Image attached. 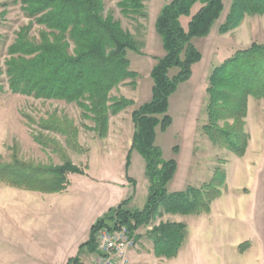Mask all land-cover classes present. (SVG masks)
I'll return each mask as SVG.
<instances>
[{
    "label": "rangeland",
    "instance_id": "374dc122",
    "mask_svg": "<svg viewBox=\"0 0 264 264\" xmlns=\"http://www.w3.org/2000/svg\"><path fill=\"white\" fill-rule=\"evenodd\" d=\"M169 1L146 0L147 18L131 20L120 14L119 0H104V15H111L142 44L143 55L127 52L129 69L138 78L134 86L130 80L120 84L110 92V98L124 97L134 105L111 116L107 136L99 138L90 130L94 123L75 103L35 99L8 89L5 61L9 46L22 27L31 24L32 40L39 39L43 27L25 16L18 0H0V163L17 160L60 166L68 159L80 168L88 167L82 177L69 174L70 187L60 194L26 191L0 183V264H67L78 252L72 257L60 256L71 248L98 211L129 198L123 208H143L149 187L145 162L133 151L127 170L125 167L134 132L131 113L151 99L150 72L155 59L164 55L155 21ZM231 3L232 0H223V13L214 23L210 38L193 41L202 59L193 66L191 78L170 97L168 114L172 124L165 132L156 128L155 140L164 160L179 162L177 176L168 185L169 192L202 186L218 167L226 172V186L211 204L209 214H165L136 230L140 239L127 253V264H264V98L250 99L244 126L250 140L243 157L213 145L202 130L207 123L206 89L212 70L253 43L264 45V16H245L235 32L219 33ZM176 72L171 69L169 76ZM52 115L72 123L76 129L74 139L68 142L58 133L39 128L37 123ZM33 134L41 135L50 147L43 149ZM174 147L179 148L176 155ZM119 204L100 218L114 214L112 219H118L115 211ZM165 222L186 226L182 248L172 260L156 258L146 235L152 227ZM251 247L250 256L241 257L240 253ZM50 254L56 257L50 260ZM93 257L87 250L80 255L84 264H90Z\"/></svg>",
    "mask_w": 264,
    "mask_h": 264
},
{
    "label": "trees",
    "instance_id": "16d2710c",
    "mask_svg": "<svg viewBox=\"0 0 264 264\" xmlns=\"http://www.w3.org/2000/svg\"><path fill=\"white\" fill-rule=\"evenodd\" d=\"M18 1L25 16L43 30L38 40H32L31 24L22 27L9 46V58L5 61L8 89L35 99L75 103L94 123L90 130L105 138L109 118L134 105L124 97L111 99L110 92L127 80L134 86L138 74L130 71L127 52L143 55L142 44L111 15H104V0ZM145 2L119 0L117 8L124 18L146 19ZM223 9V0H170L156 18L155 32L161 39L164 55L155 59L150 72V101L131 113L134 132L125 164L127 170L133 151L143 158L148 195L141 210L123 208L129 198L115 211L130 235L165 214H209L211 204L226 186V172L218 167L202 186L169 192L177 162L164 160L161 149L155 145L156 128L165 132L172 124L168 114L170 97L191 78L193 66L202 59L193 41L208 37ZM245 16H264V0H232L219 33L224 35L237 29ZM171 69L177 72L170 77ZM206 93L207 123L202 130L213 145L243 157L250 140L244 129L248 98H264V45L253 43L215 67L209 75ZM37 124L43 131L64 136L68 142L76 136L72 123L55 115ZM33 139L43 149L50 147L41 135L33 134ZM173 151L176 155L179 148L174 147ZM87 170V166L80 168L68 159L60 166L12 160L0 163V183L26 191L60 194L70 184L69 174L84 176ZM113 215L100 218L91 226L88 240L67 264H84L80 255L85 250L95 253L94 235L108 227ZM185 231L184 224L175 222L152 227L146 235L152 242L153 255L175 259L184 243ZM139 239L136 235L135 241Z\"/></svg>",
    "mask_w": 264,
    "mask_h": 264
},
{
    "label": "built area",
    "instance_id": "2783aa9c",
    "mask_svg": "<svg viewBox=\"0 0 264 264\" xmlns=\"http://www.w3.org/2000/svg\"><path fill=\"white\" fill-rule=\"evenodd\" d=\"M111 222H114L112 226H105L95 233L96 251L90 264H127L126 255L135 248L137 233L130 235L116 218Z\"/></svg>",
    "mask_w": 264,
    "mask_h": 264
},
{
    "label": "crops",
    "instance_id": "0c3cea01",
    "mask_svg": "<svg viewBox=\"0 0 264 264\" xmlns=\"http://www.w3.org/2000/svg\"><path fill=\"white\" fill-rule=\"evenodd\" d=\"M223 13V12H222ZM222 15V14H221ZM226 16H227V14L223 17V20L221 21V23H220V26L224 23V21H225V19H226ZM221 17V16H220ZM220 19V18H219ZM218 19V20H219ZM217 20V21H218ZM216 21V22H217ZM213 28V27H212ZM212 30V29H211ZM237 29H235L234 31H232V32H235ZM231 33V32H230ZM210 36H211V32H210V34L208 35V37H206V38H203L202 40H207V39H209L210 38ZM250 99H251V97L250 98H248V106H249V102H250ZM176 162H177V167H178V169H179V162L177 161V159H176ZM178 169H177V172H178ZM177 172H176V175L175 176H177ZM80 177H82V176H80ZM175 178V177H174ZM70 187V186H69ZM64 194V193H63ZM53 196H55V197H59V196H61V195H53ZM121 202V201H120ZM120 202H118L116 205H110V206H108L107 208H105L104 210H102V211H98L89 221H88V223H87V225H85L83 228H82V230H84L83 232H82V234L80 235V237L78 236V237H76L75 238V240H74V243L72 244V246H71V248L67 251V252H65L64 254H62L60 257H63V256H65V257H72V256H75L76 254H77V252H78V248H79V245L80 244H82V243H84V242H86L87 240H88V238H89V231H90V228H91V226L100 218V217H102L104 214H105V212L108 210V209H110V208H113V207H115V206H117ZM62 227V226H61ZM61 227H60V229H61ZM51 226H50V231H51V235H52V232H54V231H52L51 230ZM236 245V244H235ZM250 249H252V247L251 248H248V249H246L243 253H240V255H241V257H243V258H245L246 256H250V254H251V250ZM54 257H56V256H54L53 254H50L49 255V259L51 260L52 258H54ZM49 260V261H50ZM258 262L256 261L255 262V264H257Z\"/></svg>",
    "mask_w": 264,
    "mask_h": 264
}]
</instances>
